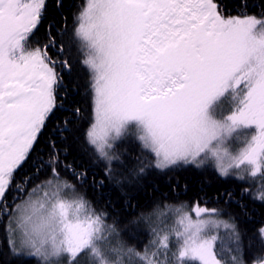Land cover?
<instances>
[{
  "label": "snow or ice",
  "instance_id": "6c2138e0",
  "mask_svg": "<svg viewBox=\"0 0 264 264\" xmlns=\"http://www.w3.org/2000/svg\"><path fill=\"white\" fill-rule=\"evenodd\" d=\"M240 2L264 8V0ZM64 7V0H0V214L12 217L22 232L14 264H32L33 257L39 258L37 264H56L52 258L104 264L106 233L116 231L74 190L65 198L72 186L58 180L33 188L28 199L15 203L14 193L27 192L25 185L31 183V154L67 107L61 96L68 94L65 78L49 56L52 48L65 51L54 32V17ZM78 19L76 35L87 44L83 63L92 73L96 115L86 135L101 157L113 159L105 151L107 138L119 135L130 120L142 125L138 138L154 154L156 169L197 163L220 129L254 125L256 134L231 164L221 162L222 151L213 154L221 176L248 164L252 178H264V11L226 17L218 0H87ZM46 22V43L33 47ZM62 67L71 74L67 60ZM228 89H242L239 106L226 122L216 121L207 114L208 106ZM57 162L55 157L48 162L53 173ZM146 168L141 161L133 175L145 174ZM234 195L223 193L226 200ZM258 199L264 202V191ZM193 212L197 219L182 212L183 229L175 230L176 264H223L217 236L208 234L222 223L212 218L218 210L197 205ZM159 243L167 249L168 236ZM260 244L264 254V240ZM114 251L120 254L124 245ZM126 254L138 255L130 248ZM245 257L234 256L232 264H264V255ZM141 260L159 264L147 254Z\"/></svg>",
  "mask_w": 264,
  "mask_h": 264
},
{
  "label": "trees",
  "instance_id": "16d2710c",
  "mask_svg": "<svg viewBox=\"0 0 264 264\" xmlns=\"http://www.w3.org/2000/svg\"><path fill=\"white\" fill-rule=\"evenodd\" d=\"M218 2L226 17L259 15L264 11L256 4L243 7L240 0ZM64 5L54 17V32L58 34L70 23L72 15L76 16L81 10L83 0H64ZM47 27V22L40 27V36H44ZM65 46L67 49V44ZM73 51L72 72L63 76L68 94L61 93L67 107L48 125L49 131L40 138L37 151L31 154L35 161V167L28 171L31 183L25 185L27 192L14 193L19 197L16 201L24 200L33 188L47 181L59 179L71 185L97 214H103L105 223L116 230L109 232L110 239H106L107 258L116 264H147L146 260H141L145 254L159 264H176L180 247L175 235L177 212L186 207L193 215L192 209L197 205L217 209L218 215H213L232 226L217 233V258L222 259L223 264H232V258L237 255L242 259L246 258L245 254L248 257L264 255L259 251L260 241L264 240V235L259 234V229L264 228V202L258 199L254 180L241 179L237 172L221 176L210 162L201 166L182 164L172 169H156L154 154L143 147L133 132L117 138L111 148L112 160L100 156L86 135L93 118L90 77L78 64V47ZM236 101L227 115L238 107L239 100ZM54 157L58 161L56 173L48 164ZM141 161L147 165L146 173L134 176ZM226 190L235 194L231 200L224 198ZM164 236H168L167 249L158 243ZM11 239L4 234V225H0V264H14L15 244ZM121 244L124 251L117 254L114 249ZM129 248L140 255H127ZM31 259L32 264H37L39 258Z\"/></svg>",
  "mask_w": 264,
  "mask_h": 264
},
{
  "label": "rangeland",
  "instance_id": "374dc122",
  "mask_svg": "<svg viewBox=\"0 0 264 264\" xmlns=\"http://www.w3.org/2000/svg\"><path fill=\"white\" fill-rule=\"evenodd\" d=\"M86 6H87V0H83V5H82L81 10L78 12L77 16H74V24L76 23L75 27L77 29L79 28V23H80L78 17L80 16V13L84 10V8ZM76 37L84 46V51H85L84 59H86L87 54H88L87 44L80 37H78V36H76ZM91 81H92V73H91ZM239 95H242V89L240 92H239V90L228 89L227 91H225V93L223 95L212 100V102L208 106L207 114L212 119H214L216 121L226 122V117L228 116L227 114H229L231 112V109H234V104L237 102L236 100L238 99ZM237 106H239V104H237ZM235 110H236V108H235ZM95 123H96V115H95V104H94V100H93V120H92V125L88 131H90L92 129V126ZM129 127L134 128V131L137 132V134L139 135L140 129L142 128V125L140 124L139 121H136V120L126 121L123 123L119 134L127 133L128 132L127 128L129 129ZM256 132H257V129L254 125H243V124L238 125V126H233L230 128V130L229 129H220L219 134L213 140H211L209 147L207 149H205L202 153H200L199 157L197 158L198 165L201 166L204 163L210 162L213 165V167L216 169V171L219 173L218 167H217V156L213 154V150L218 149L225 154V156L223 157L221 162L225 166H227L233 162L231 157L238 156L240 153H242L248 147L249 143L252 140V137L256 134ZM116 136H117V134L115 132H112L109 134V136L107 138V144L105 146V149L107 150V152L109 151V145H110L109 141L112 140ZM88 141L96 149L95 145H93L90 142L89 138H88ZM197 163H184V164L185 165H187V164L192 165L193 164L194 166H197ZM250 169H251L250 165L242 164V165H240V167L238 169H236L235 167L229 169V173L237 172L238 176L246 178V181L249 178L254 180V183L256 184L255 186L257 188V190H256L257 195L259 197L260 193L262 191H264V190H262V189H264V178H260L259 176H257L256 178H252L250 176ZM57 180L61 181L59 179H57ZM57 180H54V182ZM61 182H63V181H61ZM72 190H74V189L72 188L71 190H66L65 198L71 197V191ZM182 212H186L193 220L197 219L194 212L192 215L190 210H188V208L181 207L180 210L177 212V216H176V222H177L178 228L180 230L183 229V226L179 224L180 215ZM204 218H207V217H204ZM212 218L222 222L218 228H213V229L208 230V234L217 236V233H219L220 230L225 228L223 226V224H225V223L228 224V223L219 219L218 217H216V215L215 216L213 215ZM11 227L15 230V234L17 236V239H18V241H20V239L22 237V232L20 231L18 225H16L13 222V220L11 221ZM231 227H229V228H231ZM225 229H228V228H225ZM106 239H110L108 233H106ZM52 259L54 262H58L59 264H63V260L61 258H52Z\"/></svg>",
  "mask_w": 264,
  "mask_h": 264
},
{
  "label": "flooded vegetation",
  "instance_id": "af4514ba",
  "mask_svg": "<svg viewBox=\"0 0 264 264\" xmlns=\"http://www.w3.org/2000/svg\"><path fill=\"white\" fill-rule=\"evenodd\" d=\"M62 33H64L63 36H62ZM64 36L66 37V40L64 39ZM58 39H61L65 45L67 44V49L65 48V51L63 53H60L56 48H52L49 50V56L52 57L55 61H57L56 70L59 73V75H61L62 77L63 76L65 77L69 75L68 74L69 70L67 68L62 67V62L64 60H67L69 62V64L71 65V72L73 68L72 59H73V52H74L73 51L74 49V15H72L70 23L67 24L66 26H63V32L58 34ZM35 40H38L39 43L32 42L33 47H38L46 43L44 36H40V34H38L37 37L33 38V41ZM9 202L11 203L12 201L10 200ZM20 202L15 200V203H20ZM10 219L11 217L8 215L0 214V225L5 226L7 222L9 224Z\"/></svg>",
  "mask_w": 264,
  "mask_h": 264
},
{
  "label": "clouds",
  "instance_id": "9594fccd",
  "mask_svg": "<svg viewBox=\"0 0 264 264\" xmlns=\"http://www.w3.org/2000/svg\"><path fill=\"white\" fill-rule=\"evenodd\" d=\"M137 254L140 255L139 253H137ZM104 264H116V262L115 261H112V260H109L108 258H106Z\"/></svg>",
  "mask_w": 264,
  "mask_h": 264
},
{
  "label": "bare ground",
  "instance_id": "6f19581e",
  "mask_svg": "<svg viewBox=\"0 0 264 264\" xmlns=\"http://www.w3.org/2000/svg\"><path fill=\"white\" fill-rule=\"evenodd\" d=\"M5 246L8 248V244L7 243H5Z\"/></svg>",
  "mask_w": 264,
  "mask_h": 264
}]
</instances>
